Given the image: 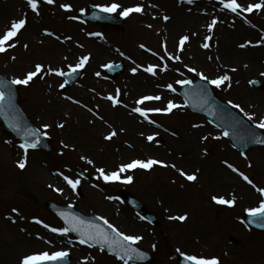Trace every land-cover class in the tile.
I'll use <instances>...</instances> for the list:
<instances>
[{"label":"rangeland","instance_id":"1","mask_svg":"<svg viewBox=\"0 0 264 264\" xmlns=\"http://www.w3.org/2000/svg\"><path fill=\"white\" fill-rule=\"evenodd\" d=\"M11 1L13 2V0L4 2L0 0V35L6 30V26L5 28L2 26L3 20L8 21L7 26H10L14 19L24 18L26 24L20 30L21 34H17L14 40L10 41L15 47L7 48L5 52L0 53V72L10 79L23 78L26 72L34 70L35 64L40 63L44 66L42 73L34 77L28 85L17 86L22 108L33 125L41 132L47 133L52 151L46 153L28 149L26 168L20 174L22 182L27 187L23 193H17L0 184V264H20L25 255L57 250H67L73 258L71 264H124L95 248L81 244L70 233L61 235L51 232L50 228H45L44 224L50 227H63L45 207L46 201L68 204L83 213L92 212L104 217L117 230L127 235L141 236L142 239L136 245L154 256V261L149 264H176V257L180 252L198 257L215 256L219 264H264V232L250 229L243 223L245 209L257 206L264 198L256 190V188H264V148L254 147L245 153H240L232 148L222 132L209 124L204 117L184 110L182 99L178 95L180 84L176 81L200 77L195 72L189 71V68H195L209 79L223 75L224 70L221 67L220 70L215 66L202 65L205 64L204 57L198 61L194 58L193 52L187 51L185 57V54L177 51L180 37L189 36L184 22L193 21L189 16L177 17L179 0H113L122 5L121 9L136 4H141L144 9L142 13L127 17L123 26L117 29L78 19V14L86 12L89 6L105 5L110 0H77L78 2L74 4L69 2L71 8L67 10L60 8V4L68 3L67 0H54L53 4L43 0L38 4V12H33L26 6L17 17L12 14L10 7L3 8V3ZM206 1L215 4V8L210 9L211 13L202 15V25L206 28L212 19L216 18L217 23L213 27H216V31L218 30L220 34H224L228 21H233L247 27L248 40L264 43V10L242 13L244 19H241L229 14L219 0ZM20 2L27 5L26 0ZM238 2L246 6L247 3L260 2V0H238ZM81 9L84 11H80ZM121 9L112 14L118 15ZM164 16L169 19L165 20ZM44 28L50 29L56 35L51 50L45 43L40 42L43 39L40 30ZM206 34L199 31L197 39H188L185 44L186 50L191 49L188 41L205 42L204 37L209 36ZM97 36L100 38L99 42L105 43L104 47L107 51L103 54L99 53ZM68 47L75 50V56L68 55ZM85 55L89 59L81 68L80 78L67 89L59 87L63 81L60 76L48 72L49 76L54 78L52 86L55 96L67 103L79 104L83 112L91 116L93 112L90 110L95 112V107L90 108L92 105L98 106L105 101L108 107L113 105L112 101H108L109 95L119 101L117 106L133 109L138 106L135 102L142 96H157L159 91L170 93L171 96L164 100H157L158 102L147 100L139 105L146 109L164 108L169 100L181 105L171 113L161 112L158 117L147 118L158 125L151 128L153 125L147 123L144 132L157 131L155 143L159 151H146L144 147L142 154L135 152L131 147L130 137L121 133L119 129L114 130L116 124H124L120 120L117 123L116 120H109L107 117V123L110 124L99 123L101 127L98 129L100 133L103 131L109 133L111 130L116 132L113 140L121 141V144L129 150L121 156L130 154L137 156V159L145 160L148 156H155V159L163 161L167 166L150 169L137 167L127 174H120L121 180L105 181L96 169L103 168L106 172L115 171L117 160L114 158L113 148L110 149L113 152L104 153V156H108L107 161H104L105 157L100 152L83 155L70 146L61 144L60 131L73 124L74 120L72 117L63 119L57 107L50 103L51 97L45 92L44 87L45 73L49 67L65 72L68 70V65H75L79 62V58ZM177 55L180 59H173ZM57 57L64 60L57 61ZM234 61L240 65L235 71L230 72V79L220 87L215 85L211 87L220 99L226 102L232 101L231 106L247 120L244 112L254 113L253 119L258 121L264 116V87L255 88L249 82L258 80L264 85V63L242 57ZM116 62L124 63L125 69L112 80L107 78L102 67L107 63ZM149 64L156 65L155 75L144 70ZM132 68H136V72L141 76L151 79V83L147 84L143 80L140 82L133 77L126 79V76L133 74ZM168 84H171L175 91L165 90ZM239 84L242 90H239ZM236 104H239L244 112L234 107ZM79 122L88 123L86 118L80 119ZM44 124H48L49 127L43 128ZM202 126L206 128H201ZM206 129H208L206 134L201 132ZM64 131L68 133V130ZM262 131L264 132V128ZM153 134L151 132V135ZM97 136L95 143L102 140L101 135ZM65 137L70 138L68 134ZM15 152L19 154L20 159L24 158V150L19 147L18 141L0 123V167L10 169L8 160L14 157ZM191 154H199L200 161L194 160ZM88 160L92 163L89 164ZM227 164L233 165L237 171H233ZM217 165L246 184L247 192L251 194H246L243 189L230 190L220 181H214L215 177H220L217 172L216 174L213 172ZM77 167L86 170L89 178H82L76 174ZM178 169L187 174H195L197 179L187 180ZM55 173L80 179V184L73 191L61 175L70 189V197L63 199L59 194L61 192L55 191L56 188L62 189L61 184L54 180ZM240 173L247 175L256 187L248 184ZM126 176H132V181L124 182L123 177ZM120 190L138 198L151 213L156 215L158 223L149 225L142 221L122 200L119 195ZM213 195L224 196L227 199L234 198V204L222 205V210H219L221 204L211 199ZM13 208H16L17 212H12ZM8 211L11 212L13 225L11 230L9 228L5 230L9 224L5 216ZM185 214L186 219L183 221L169 218ZM34 217L43 223H37ZM11 234L13 237L10 238ZM177 249L180 252H177Z\"/></svg>","mask_w":264,"mask_h":264},{"label":"bare ground","instance_id":"2","mask_svg":"<svg viewBox=\"0 0 264 264\" xmlns=\"http://www.w3.org/2000/svg\"><path fill=\"white\" fill-rule=\"evenodd\" d=\"M5 0H2L4 2ZM66 1V0H65ZM67 2L74 4L77 3V0H67ZM69 3V4H70ZM133 6V5H132ZM178 6V13L177 17L181 16H189L191 20L189 22H184L185 29L187 33H189V39L190 38H195L197 39V33L199 31H203L207 33L206 35H209L211 39L207 41V43L210 45L208 48H203L202 44L205 43L202 40H199L196 42H192L191 40L188 41L189 48L190 50H186V43L181 47L180 44L177 46V51L182 52L185 54L184 56L186 57L187 51L188 52H193L195 53L194 58L198 59V61H201L204 57L205 64L202 63V65L211 67H221L222 70H224V74L227 73V75H230V72L233 71V69H237V67L240 65L239 63H236L234 60H238L239 58H247L250 61H257L259 60L262 64L264 63V43L257 41H251L248 40V34H247V27L238 25L234 23L233 21H228V24H226V30L224 31V34H220L218 30L216 31V27H213L211 31L208 30L204 25H202V15L210 11L211 8H215V4L211 3L206 0H192L191 3H189V0H179L177 3ZM10 7L11 12L13 15L17 17V15L24 11L26 9V5L20 0L9 2V3H3V8ZM199 20H201L199 22ZM8 21L3 20L2 26L7 27ZM45 29L40 30L41 34L40 36L43 37V39L40 40L41 43H45L47 45L48 49H52V45L54 44L53 39L56 38V35L53 31L50 29L48 30L51 32L53 35H48L45 32ZM164 33V31H163ZM249 33V32H248ZM18 34H21L19 31ZM188 36V35H187ZM97 39V46L99 48V53H104L106 52L105 43L103 41L99 42ZM250 43H246L249 42ZM244 44V47H240V45ZM188 48V47H187ZM213 49V50H212ZM76 52L72 47H68V55L69 56H75ZM223 57L219 61V59ZM61 57H57V61H63ZM220 64V65H219ZM220 69V68H219ZM221 70V69H220ZM131 78L134 76H130ZM45 92H47L48 95H50V103L54 104L57 107V110L59 112V115L65 118H70L72 117L74 122L73 124H70L67 128L63 129L60 131V138H61V144L62 145H68L71 147V149L76 150L77 152L82 153L83 155H87L89 153H94V152H104L107 150L108 153H111L114 151L115 154V160H117V165L115 168V171L118 169V167L123 164L127 163L128 161L130 162L133 159H137V156H132L130 154L126 156H121L123 153H128L129 150L125 146L121 144V141L119 140H113V137L111 139H106L105 137L108 135V132L103 131L100 133L98 129H100L101 124L104 125L102 120L105 118V116H108L109 118L116 120L118 123V120L121 121V123L124 124H116V129L114 130H120L121 133L128 135L132 141V148L134 149L135 152H138L142 154L143 148L144 150L146 149L151 151H159L158 147L156 146L155 143V138L154 137L153 141H148L147 140V135H151V132L155 134L157 132L156 130L150 131L145 133V127L146 125L143 124V117L136 112H133L132 109L129 107H122V106H117L115 105H109L105 103H101L98 106H95L96 110H99L101 112L96 111L94 114L91 116L86 115L85 112H83V109L79 107L76 103L70 102L67 103L62 99H59L56 97L53 86L54 84V78L49 76V73H45ZM135 79L139 80L140 82L146 81L151 83V80H148L149 78H146L145 76H141L140 73L135 77ZM233 79H231L232 81ZM242 90L239 84V90ZM105 92V90H103ZM159 96L161 97L160 101L164 98H167L171 96L170 93H162L159 91ZM45 98H48L45 96ZM105 100V97H104ZM108 101H111L108 99ZM176 109V108H175ZM174 109V110H175ZM112 114H115L112 115ZM102 117V120H100V117ZM82 118H86L88 123H80L79 120ZM101 123V124H99ZM85 127L87 129H85ZM92 127H95L92 128ZM158 127V125H153L151 128ZM201 128H206L202 126ZM64 130H68V133H65ZM85 130V131H84ZM112 131V130H111ZM208 129L204 132L205 134L207 133ZM66 134L70 136L65 137ZM97 135H101L102 140H99V143L96 142V138H98ZM159 135V134H158ZM157 147V149H156ZM113 148L114 150H110ZM132 151V150H131ZM9 152H11L9 150ZM14 153V152H13ZM16 153V152H15ZM193 156V159L196 161H200L201 156L199 154H191ZM148 158H154L155 156L152 157H147ZM20 160L19 154H14V157L11 160H8L10 169L5 168V167H0V184L3 187L6 188H11L17 193H23L25 189L27 188L26 185L22 182L23 179L20 177V174L22 173V170L26 168V166L21 169L18 167L17 162ZM167 165L166 163H164ZM158 166L153 165L152 167ZM12 170V171H9ZM130 170L123 172V173H128ZM213 172L216 174V172L220 175V177H215L216 179L214 181L219 182L227 187L230 188V190L235 191V189H243L245 192L248 191V187L246 184H244L240 179L236 178L235 176L229 174V172L225 169H223L221 166L217 165L214 169ZM122 174V173H120ZM235 174V173H234ZM214 178V176H213ZM54 180L55 182L61 184L62 186V192L59 193L63 199L68 198L71 196L70 189L67 187V184L65 181L61 178L60 174L55 173L54 174ZM246 194L250 195L251 192H247ZM219 210H222V205L219 206Z\"/></svg>","mask_w":264,"mask_h":264},{"label":"snow or ice","instance_id":"3","mask_svg":"<svg viewBox=\"0 0 264 264\" xmlns=\"http://www.w3.org/2000/svg\"><path fill=\"white\" fill-rule=\"evenodd\" d=\"M192 0H189V3H191ZM27 6L33 11V12H38V3L39 0H26ZM46 3L48 4H53L54 0H46ZM219 3L224 9H227L231 13H235L237 15L240 14V12H246V13H251L254 10L255 11H261L264 10V0H260V2H255V3H247L246 6L242 5L241 3L238 2V0H219ZM103 12H108V13H114L117 12L118 9H121V5L116 2H112L110 4H105V5H97ZM60 8L62 9H70L71 5L68 3H63L60 4ZM143 6L141 4H136L131 7H123L122 10L119 11V15L123 17H127L131 13H142L143 12ZM240 10V12H238ZM80 11H84V9H81ZM165 20L169 19V17L164 16L163 17ZM72 19H75V17H72ZM217 23V19L213 18L212 21L207 25V28L209 31L212 30L213 26ZM26 24V19L24 18H19V19H14L11 21L10 26L3 32L2 35H0V53H3L7 50V48H12L15 47V44L10 43L18 34V32L25 26ZM45 32L48 35H53L51 32H49L47 29H45ZM92 35H98L96 33H92ZM189 39V36L184 35L180 37L179 44L182 47L184 43ZM211 39L209 36H205L204 40L205 43L202 44L203 48H208L210 45L207 43V41ZM260 41H257L259 43ZM246 43H250L246 42ZM245 45L242 44L240 47H244ZM27 47V45H25ZM140 47H144V45H140ZM15 59V57H13ZM89 57L88 56H81L79 58V62L76 63L75 65H68V72H64L61 69H56V68H47V71L49 73H55L58 76H70L74 73L77 72L78 69L83 68L85 63L88 61ZM163 59V57H161ZM173 59L179 60L180 57L177 55L173 57ZM104 67H111V65H104ZM166 67V66H165ZM187 67V66H186ZM155 69L156 65L149 64L147 68L144 70L146 72H149L153 75H155ZM44 70V66L40 63H37L34 65V70L28 71L24 74L23 78H14L10 81L11 84H17V85H28L34 77H37L38 74L42 73ZM136 68H132L131 71L133 73L136 72ZM189 71L195 72L198 76L201 77L202 80L207 81L208 84L215 85L216 87H220L221 84H223L225 81H228L230 77L227 75V73L223 75H218L213 79H209L207 76H205L203 73L197 72L195 68H189ZM235 71V69H233ZM99 75V73H97ZM67 83V80L64 81V83H61L59 87L63 89L65 87V84ZM177 84L180 85H188L191 84V80H177ZM0 87H2V83H0ZM167 88H169L172 91H175V88L171 84L167 85ZM117 95H119V90H117ZM5 92L0 90V101L4 99ZM109 100L112 101L113 105L119 103V101L114 98L112 95H109L107 97ZM71 99V97H69ZM161 97L159 95L157 96H142L140 99L136 101L137 105H141L144 101L147 100H160ZM229 104H232V101H228ZM181 107V105H178L174 103L173 101L169 100L167 103V106L164 108H142V107H135L132 109L133 112L139 113L142 117L145 119L148 118V113L149 112H171L174 108ZM234 107L238 108L241 112H244V109L239 105L236 104ZM244 115L247 116L248 120L252 121L253 123L256 124L257 127L259 128H264V116H261L258 121L254 120V113H247L244 112ZM151 123H155V121H150ZM12 127L16 128L18 131L20 129L19 124H14L11 125ZM62 127V125H59ZM43 128L47 129L49 127L48 124L42 125ZM47 133H40L39 130H29L25 131L24 135L26 137L32 136L34 139L28 140L25 139L24 142L20 143L19 147L24 150L25 156L24 158H21L18 160L17 165L19 168L23 169L26 166V157H27V152L29 148H36L38 143H39V137L40 135H46ZM229 133L225 131L223 135L227 136ZM116 135L115 131H111L108 133V135L105 137L106 139H111L113 136ZM155 137V134L149 135L147 137L148 141H153ZM257 142L264 144V140H260L257 138ZM81 159H84V157H81ZM88 163L91 164L92 161L88 160ZM227 163V162H225ZM164 165L163 161L157 160L154 158H148V159H133L128 163H123L121 164L116 171L112 172H106L105 169L103 168H98L96 169L97 173L101 178H103L105 181H118L121 180L122 177L120 173L126 172L131 169H135L137 167L142 168V169H150L152 168L153 165ZM229 168H231L233 171H237L231 164H227ZM172 167H175V165H172ZM180 171V174L182 176H185L187 180L189 181H194L197 179L195 174H187L183 170L178 169ZM63 179L67 182V184L73 189V191L76 190L77 185L80 184V179H72L69 176L63 175ZM240 175L243 177V179L253 187H256L253 184V181L249 179L247 175L244 173H240ZM133 179L132 176H126L123 177L124 182H131ZM256 190L260 193L261 197H264V188H256ZM55 191L57 192H62V189L56 188ZM211 199L221 205H233L234 204V198L232 199H227L224 196H216L213 195ZM12 212H17L16 208L12 209ZM245 212L250 216L253 217L255 220L259 221L260 225L264 227V198H262L259 201V204L255 207H249L245 209ZM59 215L63 218L65 225L64 227H50L47 224H44L45 228H50L51 232L58 233L61 235H66L69 233V231L72 232H78L80 233V243L81 244H88L90 247L92 244H100L102 246H106L109 251L116 253L117 258L121 259L124 261V264H128L129 260L133 259H140L143 260L146 258V253L141 251L137 247H133L138 241L142 239L141 236L139 235H127L124 232H121L117 230L113 225H111L107 219L104 217H99L100 220L103 221L104 225L107 226V229H111L110 234L105 228L101 227L100 225L92 222V221H84L80 217L76 216L74 213L67 212V211H60ZM170 219H178L180 221H183L186 219V214L185 215H180L178 217H169ZM36 220L37 223H43V221H40L36 219L35 217L33 218ZM155 247V245H153ZM177 252H180L179 249H177ZM182 256L185 257V264H219L218 258L213 256V257H203V256H195V255H185L183 252H180ZM69 255V252L67 250H57L53 252H39V253H33L30 255H25L22 257L20 264H44V262H56V261H62L64 260L67 256ZM85 259H87L85 257Z\"/></svg>","mask_w":264,"mask_h":264},{"label":"water","instance_id":"4","mask_svg":"<svg viewBox=\"0 0 264 264\" xmlns=\"http://www.w3.org/2000/svg\"><path fill=\"white\" fill-rule=\"evenodd\" d=\"M93 12L89 15L84 16L85 18L91 19V20H96L97 21V17L96 14L98 13L97 9L92 8ZM0 83H2V87L1 88H8V85H10V92L7 94L6 90L5 92V96L4 99L2 101H0V116L3 120V122L6 125L10 126V129L21 138V140L24 142L25 139L31 140L32 138L30 136L26 137L24 135L25 131H29V130H34L30 125L27 124V122L25 121V119L23 118L21 112L17 109L16 105H15V94H14V88L12 86V84L8 81H6L5 79H3L2 77H0ZM199 82H192L191 84L186 85L187 87H194L196 84H198ZM9 89V88H8ZM7 97H11V100L7 101ZM217 106V108L221 109L222 111L216 112L215 107ZM187 107L193 111L202 113L204 115H206L210 121H212L213 123H216L217 125L223 127L226 131H228L229 129V123L232 126L235 125H239L241 128L242 127H246L248 126L247 123L242 119V117H240L236 112H234L229 106L222 104L221 102H219L217 99H215L210 90L205 89V91L202 93V95L199 97V99H197V101L195 103L190 104L188 102ZM219 114V116H218ZM14 124H19L20 125V129L21 130H17L16 128L12 127L11 125ZM229 133V131H228ZM230 138L232 139V141L234 143H240L239 139L236 138L235 134L230 135ZM39 142L40 144L38 145H44V147H46V141L44 140V138L42 136L39 137ZM243 143V142H241ZM252 144H254V142H248L247 144H242L240 145L242 150H246L249 146H251ZM130 201V203L132 205H134L135 207H138V203L132 199H127ZM140 211L143 213L142 208H140ZM80 217V216H78ZM82 220L84 221H92L94 223L99 222L97 219L95 218H82L80 217ZM250 224H252L253 226H256L258 228H262L264 229V227H262L259 223V221L255 220L253 217H251L249 220H247ZM80 235V233H79ZM98 245V244H97ZM102 246V245H100ZM106 247V246H105ZM106 249L108 250V248L106 247ZM109 251V250H108ZM111 252V251H109ZM113 254L116 255V253L111 252ZM185 260V259H184ZM132 261H140V259H133ZM181 264H185V261H181Z\"/></svg>","mask_w":264,"mask_h":264}]
</instances>
